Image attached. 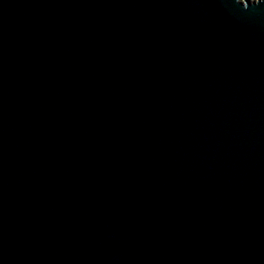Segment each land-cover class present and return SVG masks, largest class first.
Returning a JSON list of instances; mask_svg holds the SVG:
<instances>
[{"label": "water", "instance_id": "obj_1", "mask_svg": "<svg viewBox=\"0 0 264 264\" xmlns=\"http://www.w3.org/2000/svg\"><path fill=\"white\" fill-rule=\"evenodd\" d=\"M0 264H264V0H0Z\"/></svg>", "mask_w": 264, "mask_h": 264}, {"label": "rangeland", "instance_id": "obj_2", "mask_svg": "<svg viewBox=\"0 0 264 264\" xmlns=\"http://www.w3.org/2000/svg\"><path fill=\"white\" fill-rule=\"evenodd\" d=\"M241 1H243V2H244L245 0H241ZM250 1H256V0H250Z\"/></svg>", "mask_w": 264, "mask_h": 264}]
</instances>
